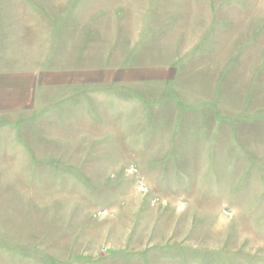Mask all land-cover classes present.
I'll list each match as a JSON object with an SVG mask.
<instances>
[{"label":"rangeland","instance_id":"374dc122","mask_svg":"<svg viewBox=\"0 0 264 264\" xmlns=\"http://www.w3.org/2000/svg\"><path fill=\"white\" fill-rule=\"evenodd\" d=\"M202 1L98 8L95 55L59 31L14 57L94 77L0 114V264H264V0Z\"/></svg>","mask_w":264,"mask_h":264},{"label":"crops","instance_id":"0c3cea01","mask_svg":"<svg viewBox=\"0 0 264 264\" xmlns=\"http://www.w3.org/2000/svg\"><path fill=\"white\" fill-rule=\"evenodd\" d=\"M75 1L77 0H52V2L48 1L47 6L44 5L43 7L36 4L37 8L33 9L25 0H0V114L11 116L14 111L26 110V108L33 103H36L37 94L40 89L46 90L52 88L51 90L49 89L50 92L56 93L57 90L60 92L69 84L86 83V80L94 77L92 76L94 70H92L91 67H69L64 70L60 68L47 70L40 60L37 63L33 61L34 63L31 62V64L25 62L22 64V69L20 70H16L17 68H15V66H18L22 61H14V57H30L34 59V56L40 55V46L41 48L43 47V45H39L38 42L45 44L47 38L45 35L49 36V40L52 36H54V39H57L56 34L61 33L59 31H62V33L66 32V35L68 34L67 39H71V46L73 47L75 45L74 42L84 40L80 47L77 46L73 49L78 51V56L88 57L95 55L93 54L94 48L92 41L93 35H97L98 30L94 29V24L102 22V26L104 27V29L102 28L103 31H106L105 25H107L108 30L106 32L110 33V25L112 23L109 24L105 18H98L100 22H95L96 18L91 17V13L98 8H113L115 6L119 8L129 7L131 5L128 3L130 0H91L90 4H87L89 5L88 8H86L92 9L91 11H86L84 13L80 12L76 17L71 15L66 20L67 17H65V14H69L67 10L73 8L71 5ZM93 1L100 3L96 7H91L90 5L93 4ZM195 7L201 9L200 11L203 13H206L208 9L211 12V6L205 1L200 2ZM41 8L45 9V12L41 10ZM81 9H83V7L79 8V10ZM204 9L205 11H203ZM72 10L76 13L78 9L75 8ZM30 11L32 13H30ZM52 12L54 13L53 16L51 15ZM30 14L32 16H30ZM137 21H139V19ZM213 21L214 19L212 20V18H210L208 23H213ZM136 22L124 17L121 18L120 22L117 24H113L124 25V30L126 32L127 24H130L134 28V23L136 24ZM200 23L207 24V21L205 19ZM84 34H86V36L82 37ZM61 38L60 36L57 40ZM101 48L102 46L99 47V49ZM31 50H33L32 52L36 50V52L31 54ZM103 56L108 55L104 54ZM76 62H78V57ZM75 115L78 116L79 114L74 112L73 116ZM155 151L156 150L152 148V152ZM196 152L198 153V151ZM146 232H149V229H146Z\"/></svg>","mask_w":264,"mask_h":264}]
</instances>
